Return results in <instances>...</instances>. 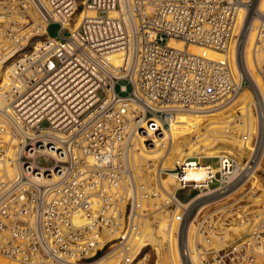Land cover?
<instances>
[{
    "label": "built area",
    "instance_id": "1",
    "mask_svg": "<svg viewBox=\"0 0 264 264\" xmlns=\"http://www.w3.org/2000/svg\"><path fill=\"white\" fill-rule=\"evenodd\" d=\"M79 8L93 14L64 26ZM48 22L67 33L47 35ZM169 38L223 53L232 41L236 73ZM0 66V160L12 167L0 173V264H100L117 251L118 264H147L151 244L129 256L128 242L156 213L174 223L180 264H264V0H0ZM243 87L249 116L222 123L228 133L252 115L240 153L137 179L131 152L160 145L171 117L226 107ZM185 186L196 191L182 201Z\"/></svg>",
    "mask_w": 264,
    "mask_h": 264
},
{
    "label": "rangeland",
    "instance_id": "2",
    "mask_svg": "<svg viewBox=\"0 0 264 264\" xmlns=\"http://www.w3.org/2000/svg\"><path fill=\"white\" fill-rule=\"evenodd\" d=\"M261 4H263V1H262ZM81 13H82V9L80 8L77 11V16H78V14H81ZM75 19L76 18L72 17V19L69 22L73 23V21ZM66 25H68V24H66ZM45 30H46L47 35L55 36V37H58V32L59 31L61 32L62 35H65L67 33V30L65 28L60 29L59 24L56 23V22H48L46 24ZM250 39H251V36H250ZM170 40L171 41H176L179 44L181 43V42H179L177 40H174V39H170ZM182 47H183V44L181 43V47H177V48H182ZM195 48L196 47H192V49L194 51H195ZM246 59H247L248 69H249L251 75L256 80L257 84L260 85L261 89L263 90V86L260 83L258 75L255 73L254 68L251 66V58L249 56L248 49H247V58ZM232 63H233V59L231 61V64ZM232 70H233L234 73H236V71H237L236 70V66L234 65V63L232 64ZM5 73L6 72L3 71V68L0 66V75L3 78L5 76ZM118 83H125L126 90H128L129 85H128V83L125 82V80H120V81H118ZM118 83L115 84V89L116 90H118ZM126 90L119 91V93L125 94ZM249 100H250V94H249L248 90L243 87V89H241V91L238 93L236 99L230 105H228L226 107L218 108L217 110H214L213 112H210L209 114H205V115H193L192 116V115H190L191 114L190 112H186L188 114H184L183 117L184 118H188V117L193 118V120L195 121V128L196 129L199 128V126L202 125V124H207V122L213 121V127H212V125L209 126V127H211L210 131H208V133L207 132L206 133L207 134L211 133V135L214 136V138L211 137L210 141L212 139H214V140L211 143H209V145H203L202 146L203 149L205 150V152H207V153L215 152L216 154H220V153H236L237 154V153L241 152L240 151L241 142H240V139H239V135L244 130H247V128L249 127V125H248L249 121L253 120V117L251 115L250 118L247 119V121L245 123H244V121L243 122H239V124L234 126V127H232V130L230 132H228V133H223L222 132V126H223L222 123H223V121H226V120H224L226 118V116H228V115H230L232 113H234V114L237 113V110H239L241 113H243L244 110H246V112H248V116H249V107L247 106V102ZM188 115H190V116H188ZM242 118H240V119L242 120ZM176 119L178 120V117ZM182 119L183 118H181L180 120H182ZM209 119H211V120H209ZM180 124H182V122H180ZM168 129H167V131H168ZM193 131H194V129H192V127H186L185 126L184 129H182V131L173 134V136H172L173 137V142H174L173 144L174 145H182L186 138H189V139L192 138L191 135L194 133ZM169 133L170 132H168V134ZM206 133L204 134V136L206 135ZM210 141H208V142H210ZM202 154H203V152L199 153L198 155H202ZM200 158H201L202 162L209 161L212 164L216 163V160L214 158H204V157H200ZM35 161L38 164H40V165L51 164V160L50 159H45L42 156H37L35 158ZM132 167L134 169V173L136 174V177H137L138 180H142V181H144L146 183H150L153 180L151 171L149 169H147L146 167H143L141 164H138V163H132ZM152 168L155 169V167L153 165H152ZM143 169H145V171H143ZM142 172H144V173H142ZM168 172H170V171H168ZM168 183L170 184V183H172V181L168 180ZM195 191H196V189H194L193 187L185 186V187H182V188H178L176 190L175 194L180 200L184 201L188 197H190L192 194H194ZM158 215H159V222H158L157 226H152L151 223L148 221V219H143L142 222L149 223V225L146 224V225H144L145 227H141V225H140V232L138 234L147 233L148 232L147 235H150L152 237L153 236L152 232H154L155 236L158 237L160 233H165V234L169 233L171 235V242H168V244L166 242L164 243L163 240L161 239V237H158L159 239H154V241L157 243V245H156L157 248H159L160 246H163V251L165 253L163 255L158 254L152 245L151 246H152L154 252L152 251L151 248L147 247L146 251H147V254L149 255L148 260H147V264H180L178 252H177V255H175L173 257H169V255L167 253L168 252L167 250H168V248L170 246L169 243H171L172 249H174V248L177 249L175 236L173 234V227H174L173 224L174 223H172L170 226H167L164 223V221H165L164 216H161L159 213L155 214V216H158ZM242 227L243 226H241V227H237V226L236 227H232V226H230V227H226V229L235 230V228L239 229V228H242ZM227 235H228L227 232H225L224 236H227ZM105 257H107V256H105ZM192 257H194V254H192ZM116 261L117 260H114V259H106L103 264H113ZM2 263L3 264H12V263L7 262V261H3Z\"/></svg>",
    "mask_w": 264,
    "mask_h": 264
},
{
    "label": "bare ground",
    "instance_id": "3",
    "mask_svg": "<svg viewBox=\"0 0 264 264\" xmlns=\"http://www.w3.org/2000/svg\"><path fill=\"white\" fill-rule=\"evenodd\" d=\"M77 11L73 14V17L76 18L73 21V23L66 22V23H64V26H72V25L74 26V25H76V23H78L79 19L83 15H92L93 14V12L90 10L82 9V13L78 14V16H77ZM113 13L114 12H110V14H113ZM66 24H68V25H66ZM170 39H173V38H169L167 40L168 44L173 45L174 47H181L182 42L180 40L174 39V40L181 42L179 44L176 41H171ZM192 47H196L197 49L195 48V51H194L192 49ZM182 48H185L187 51H189L191 53L199 54V55L205 56L207 58H211V59L221 60L224 57H226L231 68H232V64L234 63V61H233V63L231 64V61L233 59V42L232 41H230V43L228 44L227 50L225 53L218 51V50H214V49L202 47V46H199L196 44H192V43L188 44L186 47H184V45H183ZM234 65H235V63H234ZM208 110H210V109L198 110L196 112L191 113L190 115H192V116L193 115H205V114H209L210 112H213V111H208ZM184 114H188V113L181 112V113L176 114L175 116L170 118V122H169L170 126L168 127L169 129H168V131L166 130V132L164 133L160 145L156 144L154 147H151L149 149H143L142 147H138V149L133 150L130 154L131 164L132 163H138V164H141L143 167H146L147 169H149L152 173V179L153 180L156 179V177H157L156 170L158 168H160V169L164 168V167L171 168L174 165H176L177 163L182 162L186 156H189L192 154H199L201 152H203V156L216 155L215 152H209V153L205 152V150L202 147L203 145H209V143H211L214 140V139H212L210 141L211 137L214 138V136L211 135L210 132H209L210 134H207L211 128L209 126L212 125V127H213V121H211V122L206 121L207 124H202L199 126V128L196 129L195 128V121L193 120V118L188 117L190 115L187 116L188 118H184L183 117ZM177 117H178V120L176 119ZM179 118L180 119L183 118V119L180 120ZM209 120H211V119H209ZM180 122H182V124H180ZM248 125H249V129H251V127L253 125V120H250ZM185 126L186 127H192V129H194V131H193L194 133L192 135L190 134L192 136V138L191 139L186 138L182 145H174L173 144L174 143L173 137H172L173 134L182 131V129H184ZM168 132H170V133L168 134ZM205 133H206V135L204 136ZM208 141H210V142H208ZM9 151H8V153H9ZM186 160H187V158H186ZM190 160H192V159H190ZM199 160H201V159H199ZM152 165L155 167V169L152 168ZM0 173H5L7 175H10L12 173V167L10 166L9 162L6 161V159L0 160ZM162 176H163L162 180L167 185L169 184L168 180L173 181L172 174L170 172H166ZM146 224L149 225V223L142 222L141 227H145L144 225H146ZM237 229L235 228V230H237ZM147 233H141V234H138L137 236H133L132 238L129 239L128 248H127V253L129 256H132L136 251L139 250V248L142 245H145V244H151L158 254L163 255L165 253L163 251V246H160L159 248H157V246H156L157 243L154 241V239H159L158 237H161L163 242L164 243L166 242L168 244V242H171V235L169 233H166V234L165 233H160V234L158 233L159 236L157 237V236H155V233L152 232L153 236L151 237L150 235H147ZM169 244H170V246H169V248L167 247L168 248L167 253H168L169 257H173V256L177 255L178 251L175 248L172 249L171 243H169ZM121 255H122V251H117L115 253H111V254L107 255V257L103 258L100 264H103L106 259L117 260L113 264H118Z\"/></svg>",
    "mask_w": 264,
    "mask_h": 264
}]
</instances>
